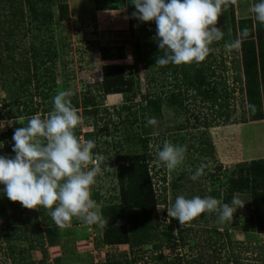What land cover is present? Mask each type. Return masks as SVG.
Returning a JSON list of instances; mask_svg holds the SVG:
<instances>
[{"label": "rangeland", "instance_id": "obj_1", "mask_svg": "<svg viewBox=\"0 0 264 264\" xmlns=\"http://www.w3.org/2000/svg\"><path fill=\"white\" fill-rule=\"evenodd\" d=\"M10 1L0 0V112L9 110L12 117L0 119L6 123L5 128L0 130V143L4 145L3 139L6 138L9 144L14 129L24 126L16 119L26 125L32 117L20 113L24 105L37 107V114L34 115L44 118L52 111V98L59 91L71 90L73 95L70 99L76 97L79 103L83 92H94L98 114L77 128L82 133L91 132V140L96 145L91 151L103 157L102 172L95 184L100 203H119L114 157L129 152L130 160L145 161L154 196L159 199L165 196L166 203L157 204L153 220L160 223L162 228L166 229L170 224L184 231V247L176 248L171 254L167 245H162L160 250L169 255V260L182 256L183 260L197 259L199 264H210L212 260L216 262V258L224 261L227 257L238 255L237 264H264V249L260 248L264 245V234L255 232L248 225L250 215L247 208L252 201L251 177L242 165H238L251 160L264 161V118H248L244 93H240L238 85L233 82V63L240 64L241 52L239 47L228 48L232 42V14L236 25L239 19L252 18L254 14L250 12V7L256 0H236L218 17L217 27L226 31L227 36L213 42L210 47L214 51L204 61L184 64L192 68L186 83L183 82L184 74L175 75L173 67L163 69L152 64L133 65V40L142 27L151 28L152 25L151 22L128 18L129 3L109 0L108 5L112 9L97 10L98 0ZM61 15L64 17L61 18ZM12 16L18 22L17 31L11 38H6L3 29L9 26V22H4ZM236 35L238 37V32ZM95 42L122 46L124 58L102 60L95 50ZM104 64L122 66L125 78L138 83V93L130 104L132 112L143 111L146 118L150 117L156 105L151 107L142 102V110L138 105L141 97L163 98L160 113L155 116L157 123L150 125L145 150L153 156L149 161L143 158L140 146L121 139L125 128L131 132L137 131L138 122L131 123L133 118L127 116L125 110L116 114L121 105H129L125 97L130 96L131 88L136 86L133 83L126 93L102 97L95 87L102 80ZM180 67L176 66V70ZM196 67L203 70L201 76L210 81L222 96V110H226L224 104L228 105L229 123L224 124L222 117H216L214 110L219 107L218 103L211 107L210 102L194 89L197 84ZM25 79H29V83H22ZM232 88L233 95H226ZM170 92H180L185 109L179 110L167 103L166 97ZM242 116L245 122L241 121ZM8 120L13 121L11 127L7 126ZM161 134L164 141L186 146L185 159L174 170H168L156 156L162 147ZM77 138L85 141L82 136ZM118 141L121 147L117 145ZM202 164L205 165L203 174L197 180H192V174ZM163 177L164 181L161 179ZM240 183L245 186L243 190L238 189ZM211 192L219 194L217 200L221 203L224 202L223 198L228 201L234 195L244 203L233 214V220L221 222L218 213L211 212L202 213L181 225L177 219L168 217L167 208L172 206L177 196L205 197L211 196ZM49 212L43 208H24L20 202L0 195V264H38L41 260L36 240L25 239L21 234L25 227L23 221L33 217L37 218L43 230L42 246L47 252L43 264H131L133 252L138 257L134 264H159L150 259L155 255L151 245L134 247L133 252L127 244L106 245L101 233L93 230L92 226L77 225L74 222L78 219L73 218L70 225L58 228ZM15 219L18 221L14 228L12 222ZM212 228L226 235L230 243H227L225 236L217 240V235L211 232ZM230 261L236 264L233 259Z\"/></svg>", "mask_w": 264, "mask_h": 264}, {"label": "clouds", "instance_id": "obj_2", "mask_svg": "<svg viewBox=\"0 0 264 264\" xmlns=\"http://www.w3.org/2000/svg\"><path fill=\"white\" fill-rule=\"evenodd\" d=\"M236 0H131L135 11L132 18L140 22L155 23V40L163 56L155 64L181 65L200 63L210 52L213 42L220 41L223 30L217 27L218 17L235 4ZM255 20L264 25V0H256L250 7ZM249 35L243 29L228 45L238 48ZM71 90H61L52 98V111L47 117L33 115L23 127L14 129L12 153L0 155V195L10 201L20 202L27 209H47L58 228L71 224L73 218L86 225L103 229L107 221L92 198V188L101 174L103 157L91 150L95 142L79 140L74 129L83 125L84 119L71 102ZM155 117L146 120L155 125ZM13 125L12 120L7 126ZM6 126L0 120V130ZM3 144L0 143V148ZM186 146L164 141L156 156L168 170H174L185 159ZM205 165L192 174L197 180ZM244 203L233 196L230 203H221L211 196L183 195L176 197L167 208L168 217L185 224L202 213L217 212L221 222L233 220V214Z\"/></svg>", "mask_w": 264, "mask_h": 264}, {"label": "trees", "instance_id": "obj_3", "mask_svg": "<svg viewBox=\"0 0 264 264\" xmlns=\"http://www.w3.org/2000/svg\"><path fill=\"white\" fill-rule=\"evenodd\" d=\"M11 0L10 2H13ZM121 2L129 3L130 9H128L127 17L132 18L131 14L134 11V7L131 3V0H120ZM101 2V3H100ZM109 0H98L96 4L97 10H108L112 9L108 5ZM15 14V13H13ZM14 16V15H13ZM13 16L7 18L4 24L8 25L3 29L4 35L6 38H11L17 31V21L14 20ZM60 17V14H59ZM64 15H61V18ZM232 41L237 38L236 32L239 33L247 28L249 35L242 40V43L239 46L241 52L240 64L236 62L233 63V70L235 75L233 77V82L238 85V91L244 93L245 102H246V111L248 118L250 120H260L264 118V25L260 24L255 20V17L252 18H243L237 21V25L234 22L232 14ZM13 23V26L11 24ZM152 27H142L140 32L137 34L133 40V55L132 63L133 65L137 64H155L157 57L163 56V51L159 50L158 45L155 40V23L151 21ZM237 28V31H236ZM227 36V32H224L223 39ZM255 37V39H254ZM95 50L99 52L100 58L104 61L107 60H119L124 58L123 47L119 45H102L98 42H95ZM7 50L13 51L11 47L5 46ZM192 64V63H191ZM159 66V65H157ZM174 64H168L166 66H159L163 69L173 67V73L177 75L178 73L184 74V83L188 81V78L191 76L189 72L190 69L184 64H181L180 69L176 70ZM240 66V67H239ZM29 71L28 67H25ZM202 69L196 67L195 77L197 79V84L194 86L197 93L200 96H204L205 100L210 102L211 107L218 103L219 107L214 110L216 117L223 118V123L230 122V115L227 113V104H224L226 110H222V96L218 93L216 87L211 85V82L206 80L204 76H201ZM242 75V76H241ZM182 78V76H181ZM22 83H29V79H25ZM134 82L129 78H125L124 70L122 66L117 64H104L102 66V80L95 88L98 89V92L102 94V97L108 94L115 93H126L128 87H132ZM241 83L243 85H241ZM136 88H131L132 93L130 96L125 97V102H129V105L123 104L119 107L116 112L119 115V111H126L127 116L133 118L131 123L138 122L139 129L135 132H131L128 129H124L121 134V139L124 142H130L134 145L140 146L143 149V158L146 161H149L153 158L152 154L145 152L147 149L148 135L150 131V125L146 126V120L150 117H155L156 113L159 115L160 106L163 101V98L151 97L143 95L139 100L138 105H141L142 102L150 104L151 107L156 105V108L150 113V117L146 118L144 112L131 111L130 104L132 103L135 95L138 93L137 86L138 83H134ZM176 87H179L178 84H175ZM210 87V88H208ZM232 91L226 92V95H233ZM96 95L94 92L86 91L83 92L80 99V103L74 97L71 100L73 106L79 109L80 115L84 119L86 124L93 116L98 114V104L96 103ZM167 103L170 106H176L179 110H183L186 107L182 103V96L180 92H170L168 97H166ZM221 102V103H220ZM242 104V102H241ZM132 105V104H131ZM20 109V113L25 116H33L37 114V107L23 106ZM214 108V107H213ZM244 110L242 111V115ZM12 114L9 110L0 112V119L10 118ZM156 119V117H155ZM241 121L245 122V117H241ZM234 122V121H232ZM130 123V122H129ZM10 134V132H9ZM74 135L82 136L85 142L91 139V132H81L79 128L74 129ZM161 145L164 142V135L161 134ZM4 145L1 148L2 155H10L12 153V140L7 144L6 138L3 139ZM119 147L120 141L116 142ZM122 149V148H120ZM130 154L126 152L121 156L118 154L114 157V172L116 176V181L118 184V195L119 203L115 204H101L99 197V190L96 186L92 188V198L97 202V205L100 206V213L107 221L106 226L101 229L92 225V229L96 232L101 233L102 241L106 245H119L127 244L130 248V251L133 252L134 247H140L142 245H151L152 251L155 252V255L151 256L150 259L158 261L159 264H199L197 259L183 260L182 256L179 258L175 256L173 259H168L169 255H165L161 252L163 244L167 245L169 252L172 254L175 252L176 248L184 247L186 244V238L183 235V230L176 228L175 226L168 225L167 228H162L161 224L154 221L153 218L156 215V206L157 204H165V196H162L161 199L154 196L152 188L150 187L148 168L145 164V161H132L129 159ZM245 168L248 176L251 177V204L247 208L250 218L248 220V225L250 229L255 230L259 234H264V161L262 160H251L250 162L238 163ZM219 168V166H218ZM164 181V177L161 178ZM245 186L239 184L238 189L243 190ZM211 197L218 199L220 196L216 192H211ZM223 203H230L232 198L229 197L228 201L226 198H223ZM164 217V216H163ZM17 219L13 220L12 225L15 228ZM164 221V219H163ZM25 227L21 230V234L25 239H35L39 245V251L41 253V260L38 264H43L44 259L47 256L46 249L42 246L43 240V230L36 217L26 221H23ZM77 225L84 224L82 221L78 220L74 222ZM15 230V229H14ZM211 232L214 235H217V240L221 237H226V235L221 234L212 228ZM227 243H230V240L226 237ZM216 245L217 242H214ZM260 248L264 249V245ZM140 249V248H139ZM220 249V248H219ZM263 251V250H262ZM177 255V254H174ZM238 255H232L230 258H226L224 261L216 258V262L210 264H231L230 259L237 264ZM138 257L135 256L133 252V257L131 259V264H134L137 261Z\"/></svg>", "mask_w": 264, "mask_h": 264}]
</instances>
